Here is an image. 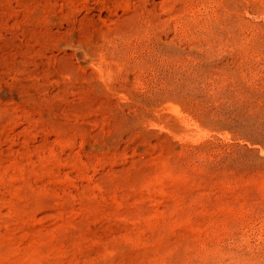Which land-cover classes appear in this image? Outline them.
Wrapping results in <instances>:
<instances>
[{
  "label": "rangeland",
  "instance_id": "374dc122",
  "mask_svg": "<svg viewBox=\"0 0 264 264\" xmlns=\"http://www.w3.org/2000/svg\"><path fill=\"white\" fill-rule=\"evenodd\" d=\"M0 264H264V0H0Z\"/></svg>",
  "mask_w": 264,
  "mask_h": 264
}]
</instances>
